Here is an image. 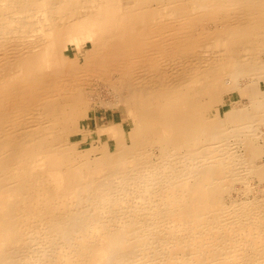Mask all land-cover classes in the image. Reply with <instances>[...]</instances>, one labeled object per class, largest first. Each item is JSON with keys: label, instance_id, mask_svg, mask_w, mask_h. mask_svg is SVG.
<instances>
[{"label": "bare ground", "instance_id": "1", "mask_svg": "<svg viewBox=\"0 0 264 264\" xmlns=\"http://www.w3.org/2000/svg\"><path fill=\"white\" fill-rule=\"evenodd\" d=\"M65 39L87 53L64 63ZM263 52L264 0H0V264H264V201L227 202L249 164L222 142L228 123L264 122ZM84 72L137 127L130 145L77 161L64 124L89 107ZM239 89L247 103L208 114L205 91Z\"/></svg>", "mask_w": 264, "mask_h": 264}, {"label": "rangeland", "instance_id": "2", "mask_svg": "<svg viewBox=\"0 0 264 264\" xmlns=\"http://www.w3.org/2000/svg\"><path fill=\"white\" fill-rule=\"evenodd\" d=\"M164 4L165 2H163L162 4L160 3V5L159 3H156L155 6L158 7L160 10L163 9L166 12H168L169 9L167 7H164L163 6ZM208 18L211 19L210 16H207L206 21L202 22L201 25L205 23L206 28L208 27L209 30L214 29L215 24L211 23L208 20ZM207 21H209V23ZM67 39H65V41L67 42L68 49L65 54L66 58H64L63 62L68 63L69 61H72L73 59L78 57L81 59L82 57L80 55L87 53L89 45L83 46L82 52L78 56L76 48L73 45L74 44L73 40L72 39L67 40ZM203 39H205L204 43L208 44V46L206 45L205 48H213L214 44L211 43H213L214 39L209 38L206 35L201 40ZM177 55L180 54L177 53ZM177 55L175 61L178 60L179 58ZM188 55L189 53L182 54L184 58L188 57ZM262 57L264 59V52L262 54ZM53 71L54 68L50 70V72ZM84 74L85 75H82L83 76L82 78L85 79V81L88 78H89L88 80H91L90 82L88 81L89 87L88 86L85 87L86 90L85 92H87L86 95L88 97L86 95L84 97V100H87V102L89 103L88 105L89 107L83 105L75 107L74 108L75 119L70 120L64 124L65 127H70V128L77 127L75 128L77 130L75 131L74 129V131H72V133L69 135L71 141L75 140L74 143L78 144L79 151H81L80 155L77 156V161H82L85 159H89V160L101 159L104 153L106 152V150L109 151L111 150L114 152L117 149L116 144L118 142H123L124 144L128 143L130 145L132 143V137L130 132L133 129L136 130L137 127L136 120L134 119L132 114L128 112L126 105L119 104V102H117L116 100V97L112 94L115 97L113 98L111 92H109L110 88L104 82L105 78L100 75L96 76V74L94 76V73L93 75H90V73L84 72ZM90 77H92V79ZM200 81L201 80H194V81L193 79L192 81L188 80L181 86L187 87L190 86L192 83H196V85H198ZM262 88L264 89L263 86ZM239 90L240 91H238L239 92L238 94L240 100L236 97V94L227 92L222 97L221 101H218L220 103L217 102V98L216 100L213 98L214 96L213 91H209V90L205 91L206 95L210 97V100L206 101V106H205V109L208 112V114L212 118H218L220 113L224 114L225 112L230 111L231 108L234 107L235 104L237 105L239 101L243 103H247L248 98L246 97L247 96L246 94L248 92L245 93L242 89ZM199 94L200 92L195 91L192 94L189 93L188 96L190 95L197 96ZM212 100H214V102H211ZM69 108H67L66 110L68 111V113H71V111L73 110ZM193 116L194 119H197L195 113ZM252 125L250 126L251 128L249 127L248 129H244L242 133H235L234 130H232L231 124L228 123L226 125V128L229 131V135H228L229 138L228 139L223 138L222 142H226L228 140V142H232V143L235 142L237 145H239L238 154L240 156H243L247 160V163L249 164L248 170L245 168L243 174L239 178L227 179L226 182L227 192L224 193L227 199L229 198L227 202L229 200H231L229 202H233L235 200V203L246 202L251 204L258 199L262 200V202L264 201V122L259 121L257 125L256 123H254L253 126ZM108 129H111L113 131L115 130L118 133L117 134L118 136L114 134H113L114 136H112L110 133L107 132ZM250 146L254 148H252L251 150ZM151 151H152V158H154L153 162L158 163L159 161L162 160L161 158L162 148L160 146H156L152 148ZM101 167L104 168V165H102ZM147 178L150 177L148 176ZM190 181L192 182L191 179ZM142 185L144 184L141 183L140 186ZM147 187L145 189L143 187L136 189L131 188L130 190L131 194L128 192V196L127 198H125L126 200L124 206L127 208L133 207L134 209L135 206H141L142 204L147 203L143 198L144 195L149 196L153 191L156 192L157 188H160L161 185L156 183L151 187L149 186ZM154 204L156 206L159 205L158 203L157 204L154 203ZM135 216L139 217L135 213L133 215V219L135 218ZM44 260L46 261L47 259ZM44 260L42 261L44 262Z\"/></svg>", "mask_w": 264, "mask_h": 264}]
</instances>
